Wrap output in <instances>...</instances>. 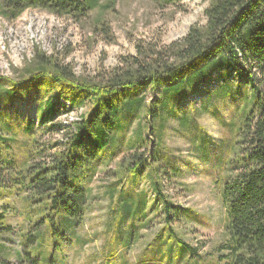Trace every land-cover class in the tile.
Returning a JSON list of instances; mask_svg holds the SVG:
<instances>
[{
    "label": "trees",
    "instance_id": "obj_1",
    "mask_svg": "<svg viewBox=\"0 0 264 264\" xmlns=\"http://www.w3.org/2000/svg\"><path fill=\"white\" fill-rule=\"evenodd\" d=\"M117 1L0 0V16L16 19L27 10L38 9L79 21L98 10L100 14L107 13ZM151 1L159 9H166L180 8L185 0ZM207 1L209 5L205 10V25L193 24L182 39L167 45L152 41L137 44L135 55L123 58L118 67L103 70L93 78L80 76L58 56L41 52H36L32 64L19 71L21 86L39 90L48 84L53 87L58 85L63 89L62 94H71L61 103L59 97L49 99L40 113L37 110L31 117L26 128L29 135L35 126L43 134L64 131L66 140L63 150L59 148L53 154H46L48 150L59 146L57 141L37 151L40 156L38 160L29 161L30 156L25 163L18 165L11 152L13 140L0 135V199L8 193L15 194L17 198L20 194L27 213H31L29 221L33 222L35 215L40 219L34 224L36 230L27 232L22 243L25 241L31 246L43 242V234L37 229L39 226L48 228L54 241L53 250L61 246L64 234L72 243L73 236L77 237L75 231L83 225L91 203L90 191L78 183L84 180L90 182L97 174L101 154L117 142V134L123 129V123L130 122L138 113L143 120L147 119V125L140 124L137 131L139 137L137 143L131 144L132 148L147 146V135L153 131H157L162 142L168 116L178 119L181 127L195 125L194 118L189 117L188 113L179 115L176 106L178 101L197 95L202 87L221 81L219 93L243 95L246 105L235 116L238 126L227 150L219 146L220 150L215 154V166L219 169L217 183L221 185V198L227 218L226 236L218 246L219 259L226 264H264V0ZM94 23L100 26L95 31L102 29L107 37L111 35L109 24L100 18ZM13 81L15 79L0 75V99L19 93V88L24 89L18 85L6 90L3 88L6 83ZM230 83L236 85L234 92ZM148 89L156 92L149 101L145 92ZM211 103L210 92L207 100L202 102L200 111H210ZM75 107H86L87 112L81 114L80 120L69 124L59 122L62 108L71 112ZM10 109L9 113L19 111L18 102ZM0 130L7 131L2 118ZM161 146L152 149V158L146 156V149L125 155L118 162L116 174L121 180L128 177L133 183L137 182L145 176V169H150L154 161L165 158ZM43 153L44 156H41ZM208 156L204 154L207 160ZM165 160L171 165V175L175 178L180 175L175 163L167 158ZM157 171L158 167L152 168L148 176H158ZM152 183L158 201L165 199L164 212L168 227L162 230L165 232L163 241L154 246L151 243L150 247L160 253V257L154 260L179 264L177 260L182 259L186 260V264H197V261L192 263L190 258H194L198 248L179 240L174 226L167 223L177 208L162 195L161 178L153 179ZM110 194L113 205L117 202L112 213L116 212L114 224L119 233H122L125 224L120 220L123 213L138 220L146 217L147 200L144 192L140 194V199L126 188L117 195L113 188ZM154 203L157 205L156 201ZM190 212L187 208L184 215L189 216ZM189 218L198 219V214L194 213ZM137 224L141 228L148 226L146 221ZM3 225H0V229H6ZM161 237L158 235L153 241H159ZM124 245L128 247L129 241L124 242ZM173 248L177 249L175 258L172 255ZM28 255L32 257L34 254L29 252ZM15 260L19 264H42L38 256L27 263L19 257L11 258L0 249V264H14Z\"/></svg>",
    "mask_w": 264,
    "mask_h": 264
},
{
    "label": "rangeland",
    "instance_id": "obj_2",
    "mask_svg": "<svg viewBox=\"0 0 264 264\" xmlns=\"http://www.w3.org/2000/svg\"><path fill=\"white\" fill-rule=\"evenodd\" d=\"M208 5L207 0H185L180 8L159 9L151 0H118L115 7L107 13L100 14L98 10L79 21L61 18L38 9L27 10L16 19L0 16V75L15 79L6 83L3 88L6 90L12 85L24 87L18 89L19 93L2 96L0 99V118L7 127V131L0 130V135L13 140L11 152L18 165L25 163L30 156L29 161L38 160L40 156L36 152L57 141L59 146L48 150L46 154H53L59 148L63 150L66 140L64 131L43 134V131L35 126L31 135L26 132L31 117L37 110L40 113L42 106L49 99L55 100L59 97L61 103L62 99L67 100L66 97L71 96L70 93L62 94L63 89L58 85L53 87L48 84L39 90L20 85L19 71L32 64L38 52L58 56L59 60L68 64L80 76L93 78L103 70L118 67L123 58L135 55L137 44L152 41L167 45L182 39L193 24L205 25V10ZM97 18L110 25L111 35L107 37L102 29L95 31V28H100L94 23ZM220 82L216 81L213 85L200 88L197 95L178 101V104L177 100L175 101L179 115L188 113L189 117L194 118L195 125L181 127L178 119L168 116L162 142L157 131H153L147 135V146L137 145L132 148L131 144L137 143L140 124L147 125V119L143 120L138 113L130 122L123 123V129L117 134V142L101 154L97 174L90 182L83 179L84 182L78 183L90 191L91 203L83 225L75 231L77 237L73 236L72 243L64 234L61 237V246L53 250L54 241L45 226L37 227L43 234V242L39 241L31 246L25 241L22 243L23 236L36 230L34 224L40 219L35 215L34 221H29L31 213H27L20 194L18 198L10 193L1 198L0 225L4 224L6 229H0V249L11 258L19 257L27 263L38 256L42 264H137L140 261H145L144 264H174L154 260L160 257V253L150 247L151 243L154 246L163 241L165 232L162 230L168 229L164 212L165 199L158 201L152 183L153 179L161 178L162 195L177 208L174 209L176 212H173L171 221L167 223L174 226L179 240L198 248L194 258H190L191 262L226 264L220 261L218 250L226 236L227 218L221 198V185L217 183L219 169L215 166V154L220 147L227 150L228 143L234 138L238 126L235 116L246 105V100L243 95L219 93ZM230 84L234 92L236 85ZM145 92L148 101L156 94L149 89ZM210 92V111L201 112L200 106L207 100ZM16 102L20 106L19 111L9 113ZM86 112V107H75L71 112L62 108L58 120L69 124L80 120L81 114ZM202 142L205 145L201 146ZM160 145L163 148V156L174 162L175 168L180 172L176 178L171 175V165L163 157L157 162L154 161L150 169L146 168L145 176L135 183L128 177L121 180L116 174L118 162L125 155L146 149V156L152 158V149ZM134 149L136 151H132ZM204 154H209V160ZM154 167L159 168L158 176H148ZM113 188L116 189V195L124 188L137 199L141 198L140 194L143 192L146 195V217L138 220L123 213L120 216V220L125 222L122 233L117 231L118 228L114 224L116 212H112L117 202L113 205L110 194ZM187 208L191 210L190 215L198 214V219L184 215ZM145 221L147 227L141 228L137 224ZM70 231L73 232L71 229ZM158 235L161 237L159 241H153ZM123 241H129L128 247H125ZM29 252L34 255L29 257ZM176 253L177 249L173 248L174 258ZM139 258L143 260L139 261ZM177 261L179 264H186V260ZM19 263L18 260L14 261V264Z\"/></svg>",
    "mask_w": 264,
    "mask_h": 264
}]
</instances>
